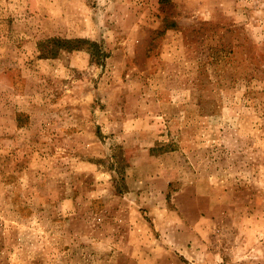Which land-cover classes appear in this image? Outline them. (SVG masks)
I'll return each instance as SVG.
<instances>
[{"label":"rangeland","instance_id":"1","mask_svg":"<svg viewBox=\"0 0 264 264\" xmlns=\"http://www.w3.org/2000/svg\"><path fill=\"white\" fill-rule=\"evenodd\" d=\"M0 264H264V0H0Z\"/></svg>","mask_w":264,"mask_h":264},{"label":"trees","instance_id":"2","mask_svg":"<svg viewBox=\"0 0 264 264\" xmlns=\"http://www.w3.org/2000/svg\"><path fill=\"white\" fill-rule=\"evenodd\" d=\"M46 44H49L47 48L42 52L43 57L51 58L55 56L59 51H79L82 47L81 45H88L87 51H89L91 57H99V52L95 48L96 46L92 43L86 41H69V40H59V39H50ZM102 55V54H100Z\"/></svg>","mask_w":264,"mask_h":264}]
</instances>
